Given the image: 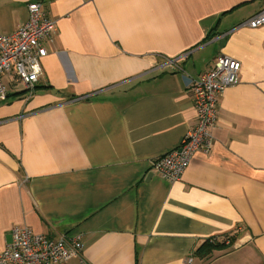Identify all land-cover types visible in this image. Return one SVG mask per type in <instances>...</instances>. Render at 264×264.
<instances>
[{
    "label": "crops",
    "instance_id": "0c3cea01",
    "mask_svg": "<svg viewBox=\"0 0 264 264\" xmlns=\"http://www.w3.org/2000/svg\"><path fill=\"white\" fill-rule=\"evenodd\" d=\"M30 1L0 0V34ZM37 1L55 23L41 74L31 90L2 79L0 250L27 227L80 238L61 264H264V25L239 26L264 0ZM221 55L240 70L211 150L169 183L151 161L195 125L190 84Z\"/></svg>",
    "mask_w": 264,
    "mask_h": 264
},
{
    "label": "built area",
    "instance_id": "2783aa9c",
    "mask_svg": "<svg viewBox=\"0 0 264 264\" xmlns=\"http://www.w3.org/2000/svg\"><path fill=\"white\" fill-rule=\"evenodd\" d=\"M26 21L8 35L0 34V102L6 92L3 77L16 79L28 90L34 87L41 74L40 60L46 56L43 41L50 38L55 23L41 10L39 1L26 5ZM264 25L263 9L239 26L257 28ZM239 63L218 56L212 67L190 84L195 125L181 139L179 145L153 159L151 168L165 181H179L195 153L211 150L210 129L216 123L217 103L223 91L238 81ZM83 245L80 238L60 236L56 239L35 234L27 227L11 229V241L0 250V264H61L79 257Z\"/></svg>",
    "mask_w": 264,
    "mask_h": 264
},
{
    "label": "trees",
    "instance_id": "16d2710c",
    "mask_svg": "<svg viewBox=\"0 0 264 264\" xmlns=\"http://www.w3.org/2000/svg\"><path fill=\"white\" fill-rule=\"evenodd\" d=\"M213 36L212 33H210L205 40L211 39ZM236 235L228 236L226 235L224 240L222 241H216L215 239H208L205 240L195 251L194 256L198 258H207L211 256L215 251H225L232 247L234 241H235Z\"/></svg>",
    "mask_w": 264,
    "mask_h": 264
}]
</instances>
